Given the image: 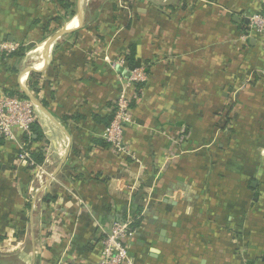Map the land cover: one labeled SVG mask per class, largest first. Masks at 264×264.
I'll list each match as a JSON object with an SVG mask.
<instances>
[{"label":"crops","instance_id":"obj_1","mask_svg":"<svg viewBox=\"0 0 264 264\" xmlns=\"http://www.w3.org/2000/svg\"><path fill=\"white\" fill-rule=\"evenodd\" d=\"M70 1L74 16L56 22L50 0H0V42L25 53L0 62V84L22 93L40 74L53 119L36 108L39 142L0 143V264H94L126 218L134 264H264L263 52L249 31L264 0ZM63 27L44 67L41 40ZM130 47L135 65L113 68ZM136 67L146 81L121 160L103 133ZM23 144L42 164L19 159Z\"/></svg>","mask_w":264,"mask_h":264},{"label":"built area","instance_id":"obj_2","mask_svg":"<svg viewBox=\"0 0 264 264\" xmlns=\"http://www.w3.org/2000/svg\"><path fill=\"white\" fill-rule=\"evenodd\" d=\"M119 6L126 8L125 0H119ZM249 31L259 37V45L263 52V65L261 75L264 77V7L258 14L249 17ZM243 43L248 36L240 38ZM22 46L0 42V62L2 57L18 52ZM25 55V53H24ZM124 60L119 59L111 63L113 68L123 67ZM146 81L143 68H133L123 80L125 88L132 89V97L123 93L112 108V120L103 133V140L109 145L110 150L117 158L125 160L133 158L128 146L124 141V129L131 123V103L137 100V86ZM38 111L30 100L19 95L12 94L8 87L0 84V139L3 141L16 142L17 137L31 136V127L37 123ZM179 144L178 140L174 145ZM264 149V148H263ZM264 151V150H263ZM18 157L29 165H33L29 153L24 144L19 146ZM172 155H167L166 163L171 161ZM135 227L131 218L114 219L99 241L98 256L94 264H134L129 254V243L133 239Z\"/></svg>","mask_w":264,"mask_h":264},{"label":"trees","instance_id":"obj_3","mask_svg":"<svg viewBox=\"0 0 264 264\" xmlns=\"http://www.w3.org/2000/svg\"><path fill=\"white\" fill-rule=\"evenodd\" d=\"M50 1L53 2V3H55V4H57L59 6V8L61 10H63V12L65 13L64 16L63 15L62 16L58 15L57 18L55 19L56 22L57 21H65L66 18H69V17L74 16V14H75L74 11H73L74 4L70 0H50ZM125 2H126L127 8H129L131 10L132 9V5L129 4V0H125ZM45 39L46 38L43 37V39L41 40V42H43ZM10 56L11 57L12 56H16L18 59L19 58H22L24 56V49L21 48L17 53H13L11 55H8V57H10ZM3 59L4 58L2 57L1 61ZM123 60H124V62L127 63V65H128L129 68H132L135 65V49H134V47H130V49L127 51V53L124 54ZM40 78H41V75L40 74L31 73L29 75V77H28L27 88L39 100V102L41 103V105L46 108L47 107V103L45 102V99L39 98V96H38V94L40 92V86H39V79ZM140 87H142V84H140V85H138L136 87L137 90L140 89ZM9 90H10V92L12 94H16V95H19L20 97H24L23 94L19 92V90H14V89L11 90V88H9ZM137 94H139V91L137 92ZM111 116L107 118V122H106L107 125L112 120L111 119ZM31 133H32V135L29 138L24 137L23 140L25 142L28 141L29 143H36V142H39L43 138L42 131H41V129L38 126L37 123H35V124L32 125V127H31ZM1 141L2 140L0 139V143H1ZM29 155H30V158H31L32 162H34V164H42L44 158H43L42 153H40V151L37 148L34 149V150H29ZM136 224L137 223H135V225Z\"/></svg>","mask_w":264,"mask_h":264},{"label":"water","instance_id":"obj_4","mask_svg":"<svg viewBox=\"0 0 264 264\" xmlns=\"http://www.w3.org/2000/svg\"><path fill=\"white\" fill-rule=\"evenodd\" d=\"M78 17H81V14H78ZM71 30H67L66 27H63L60 31H58L57 33H55L52 37H50L48 40L45 41L44 43V47H43V60L44 62V67H46V65L49 64V58L51 55V51L49 50L52 46V44L61 36L66 35L68 33H70ZM43 67V70H44ZM38 70L33 68V67H29L27 69V71L25 73H29V72H37ZM24 73V74H25ZM20 85V89L23 93V95L25 96V98H27L28 100H30L32 102V104L35 106V108H37V110L40 113H43L45 116H47L50 120L53 121L52 117L50 116L49 112L41 105V103L31 94L29 93V91L27 90V88L23 87L21 84ZM69 147V146H68ZM69 150V149H68ZM62 165V164H61ZM61 165L58 167V169L56 170V172L60 169Z\"/></svg>","mask_w":264,"mask_h":264},{"label":"rangeland","instance_id":"obj_5","mask_svg":"<svg viewBox=\"0 0 264 264\" xmlns=\"http://www.w3.org/2000/svg\"><path fill=\"white\" fill-rule=\"evenodd\" d=\"M43 42H44V41H43ZM43 42H42L41 44H43V46H44V43H43ZM38 46H39V45H36V46L33 47L31 50H35ZM29 52H30V51H29ZM35 54L37 55L38 53H34V54H32V56L35 57V56H36ZM32 56H31V57H32ZM32 61H33V59H30V58L28 57V58H26V60H25L24 63H25L26 66H30L31 63H32Z\"/></svg>","mask_w":264,"mask_h":264},{"label":"bare ground","instance_id":"obj_6","mask_svg":"<svg viewBox=\"0 0 264 264\" xmlns=\"http://www.w3.org/2000/svg\"><path fill=\"white\" fill-rule=\"evenodd\" d=\"M74 24H77V19L75 18L73 21H72V23H71V25H74ZM48 128V127H47ZM48 131V130H47ZM50 135H51V133H50Z\"/></svg>","mask_w":264,"mask_h":264}]
</instances>
